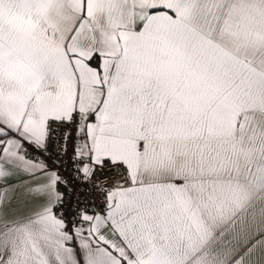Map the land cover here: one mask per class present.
Segmentation results:
<instances>
[{"label": "snow or ice", "instance_id": "snow-or-ice-1", "mask_svg": "<svg viewBox=\"0 0 264 264\" xmlns=\"http://www.w3.org/2000/svg\"><path fill=\"white\" fill-rule=\"evenodd\" d=\"M0 264H264V0H0Z\"/></svg>", "mask_w": 264, "mask_h": 264}, {"label": "built area", "instance_id": "built-area-1", "mask_svg": "<svg viewBox=\"0 0 264 264\" xmlns=\"http://www.w3.org/2000/svg\"><path fill=\"white\" fill-rule=\"evenodd\" d=\"M58 145L55 140H51L49 142V167H52L53 161L59 160V171L64 178H69L70 176H76L77 173L74 170L75 164L79 163V161L74 162L72 157V141H69V150L68 154L64 156H57L56 152L58 149ZM47 158V157H46ZM121 179V173L117 172L115 167L111 164V162L106 161L103 168L97 166L96 174L93 177V180L88 183H81L79 180L75 181L70 187L73 188V192L70 198L66 197L67 202H70L73 207H92L94 204L99 205L104 198V194L101 190L109 187L112 180ZM94 184H98V187H94ZM63 190V189H62ZM110 190V189H109ZM77 196L80 201H86L85 204H77ZM67 208V203L65 205Z\"/></svg>", "mask_w": 264, "mask_h": 264}, {"label": "crops", "instance_id": "crops-1", "mask_svg": "<svg viewBox=\"0 0 264 264\" xmlns=\"http://www.w3.org/2000/svg\"><path fill=\"white\" fill-rule=\"evenodd\" d=\"M110 162V161H109Z\"/></svg>", "mask_w": 264, "mask_h": 264}]
</instances>
